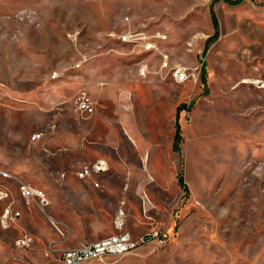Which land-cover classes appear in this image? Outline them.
<instances>
[{"label":"rangeland","instance_id":"obj_1","mask_svg":"<svg viewBox=\"0 0 264 264\" xmlns=\"http://www.w3.org/2000/svg\"><path fill=\"white\" fill-rule=\"evenodd\" d=\"M141 27L158 48L122 44ZM99 157L111 167L96 188L75 171ZM0 168L50 201L15 194L0 264H64L123 231L134 248L80 264H264V0H0Z\"/></svg>","mask_w":264,"mask_h":264},{"label":"built area","instance_id":"obj_2","mask_svg":"<svg viewBox=\"0 0 264 264\" xmlns=\"http://www.w3.org/2000/svg\"><path fill=\"white\" fill-rule=\"evenodd\" d=\"M155 38H166L164 33H157ZM150 38L145 28L133 29L128 28L125 33L120 37L122 44L127 46L141 47L145 51H150L158 48L155 39ZM168 56L164 55L163 66L168 65ZM148 66L143 65L141 68V74L146 76ZM59 76L58 73L54 74V77ZM171 76L177 83H183L187 81L191 74L188 67L176 66L171 68ZM77 108L81 113L90 114L95 110V104L91 99L88 89L85 87L80 90L77 96ZM42 133L33 134L32 139L38 140L42 138ZM109 160L105 157L96 158L93 162L82 164L76 171L77 178L82 180L91 181L94 187H101L103 184V175L110 170ZM12 178L11 172L0 168V202H4V207L0 216V225L3 228H15L20 219L22 218V211L20 206L17 205V199L15 194L24 199L28 204L34 205L43 209L49 205V197L47 193L36 186H33L26 182H20L15 189L11 186L8 179ZM146 203L150 207L151 201L144 195ZM119 212H117L115 219V226L122 228L125 225V211L122 202ZM121 218V219H120ZM146 237L143 238V240ZM36 242V237L32 234L23 232L16 239L15 244L17 247L29 248ZM138 244L137 240H134L131 233L123 231L122 233L109 235L107 237L98 239L93 242L85 243L79 247L65 249L62 253V261L64 264H80L82 262L99 259L104 260L106 256L123 254L130 249L134 248Z\"/></svg>","mask_w":264,"mask_h":264},{"label":"trees","instance_id":"obj_3","mask_svg":"<svg viewBox=\"0 0 264 264\" xmlns=\"http://www.w3.org/2000/svg\"><path fill=\"white\" fill-rule=\"evenodd\" d=\"M241 1L242 0H227L228 3L233 4V5L239 4V3H241ZM212 18H213V23L215 25L216 31L218 32V20L216 18L214 11L212 12ZM181 107H186V106L183 105Z\"/></svg>","mask_w":264,"mask_h":264},{"label":"crops","instance_id":"obj_4","mask_svg":"<svg viewBox=\"0 0 264 264\" xmlns=\"http://www.w3.org/2000/svg\"><path fill=\"white\" fill-rule=\"evenodd\" d=\"M104 86H105V85H101V87H104ZM103 90H105V89L103 88ZM104 97H106L105 99H107V98L110 99V96H109L107 93L105 94ZM105 99H104V100H105ZM17 176H18V175H17ZM93 187H94V186H93ZM96 188H100V187H96ZM57 225H58V224H56V223L54 224V226H55L56 228H57Z\"/></svg>","mask_w":264,"mask_h":264},{"label":"bare ground","instance_id":"obj_5","mask_svg":"<svg viewBox=\"0 0 264 264\" xmlns=\"http://www.w3.org/2000/svg\"><path fill=\"white\" fill-rule=\"evenodd\" d=\"M121 219V218H120Z\"/></svg>","mask_w":264,"mask_h":264}]
</instances>
